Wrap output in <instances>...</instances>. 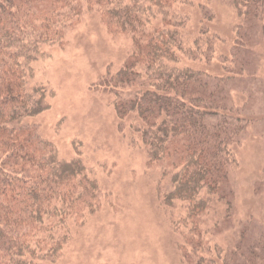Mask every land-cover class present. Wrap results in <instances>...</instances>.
<instances>
[{"label":"rangeland","instance_id":"1","mask_svg":"<svg viewBox=\"0 0 264 264\" xmlns=\"http://www.w3.org/2000/svg\"><path fill=\"white\" fill-rule=\"evenodd\" d=\"M257 10L241 13L233 0H178L175 7L185 19L179 40L197 58L177 51L172 66L221 78L223 104L241 118L227 179L208 208L193 215L189 202L165 200L177 157L149 161L136 114L119 127L117 96L150 88V79L119 89L102 85L137 51L130 32L114 31L98 9L85 8L62 43L46 46L47 54L31 63L29 84L45 86L50 103L31 119L39 136L55 144L61 159L80 157L98 185L91 212L46 221L39 233L45 245L64 235L68 241L56 262L44 264H197L202 257L264 264V5ZM161 25L155 20L149 29ZM200 197H209L207 190Z\"/></svg>","mask_w":264,"mask_h":264},{"label":"trees","instance_id":"2","mask_svg":"<svg viewBox=\"0 0 264 264\" xmlns=\"http://www.w3.org/2000/svg\"><path fill=\"white\" fill-rule=\"evenodd\" d=\"M233 2L247 15L264 5V0ZM177 3L0 0V264L56 262L68 236L45 245L39 233L46 221L79 219L91 212L98 198V185L87 178L82 159H61L55 144L39 136L31 120L50 108L47 88L29 84L31 63L47 54L46 46L62 43L85 8L98 9L114 31L130 32L137 47L115 75L103 78L102 85L119 89L142 76L151 81L150 88L132 96H117L114 109L119 127L124 129V118L136 114L140 124L135 128L149 161L177 157L167 203L189 202L190 215L208 208L211 195L227 179L229 148L241 118L224 106L221 78L191 66H172L178 64L177 51L197 58L179 40L185 19L176 16ZM155 20L162 25L149 29ZM203 190L209 197H200ZM197 264L215 261L202 257Z\"/></svg>","mask_w":264,"mask_h":264}]
</instances>
